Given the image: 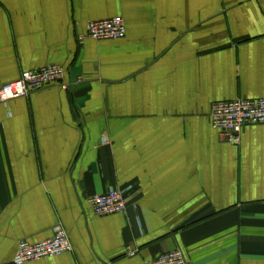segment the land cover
Here are the masks:
<instances>
[{"label": "crops", "instance_id": "crops-1", "mask_svg": "<svg viewBox=\"0 0 264 264\" xmlns=\"http://www.w3.org/2000/svg\"><path fill=\"white\" fill-rule=\"evenodd\" d=\"M114 16L124 37L78 40ZM47 64L67 89L0 104V264L57 225L71 250L25 264H264V124L209 123L264 98V0H0V87ZM110 186L127 209L96 215Z\"/></svg>", "mask_w": 264, "mask_h": 264}, {"label": "built area", "instance_id": "built-area-1", "mask_svg": "<svg viewBox=\"0 0 264 264\" xmlns=\"http://www.w3.org/2000/svg\"><path fill=\"white\" fill-rule=\"evenodd\" d=\"M126 25L121 16L93 20L86 24L84 33L78 36L93 40L120 39L125 36ZM57 85L67 89L65 70L57 64H47L36 70L22 72L19 79L0 87V104L11 99L27 96L30 92ZM211 127L231 144L240 142L241 131L249 124H264V98H237L220 100L212 104L209 112ZM130 186H110L105 192L93 195L89 203L96 215L123 213L127 209L125 196ZM71 250L67 232L57 225L51 237L40 242L20 240L13 257V264H25L32 260L59 256ZM129 255H133L130 252ZM149 264H186L182 251L178 248L155 256Z\"/></svg>", "mask_w": 264, "mask_h": 264}]
</instances>
